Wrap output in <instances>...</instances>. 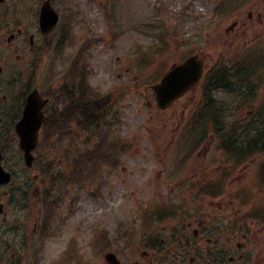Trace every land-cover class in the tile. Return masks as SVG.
<instances>
[{
  "label": "rangeland",
  "instance_id": "rangeland-1",
  "mask_svg": "<svg viewBox=\"0 0 264 264\" xmlns=\"http://www.w3.org/2000/svg\"><path fill=\"white\" fill-rule=\"evenodd\" d=\"M121 5V15L118 16L120 34L113 42H108L104 47V43L96 46L89 56L90 63L93 68V74L90 77V81L93 85L97 83H103V85H112L117 83V77H112V70L115 71L116 65L119 64L121 72L127 67L129 58L133 55V52L138 46H148L152 43V39L142 35L138 30L131 27L134 21L142 20L146 17L161 16L165 20L166 25L173 29L177 26L187 36H192L194 31L201 30L200 40L204 36V43L200 45L204 52L201 54L206 61H217V56L223 52L226 56H234L241 48L246 45H250L255 42V38L262 37L261 41H264V25L258 22V14L260 10L264 8L261 0H239L238 6L234 9L236 12L234 16H222L216 18L215 21L219 23L211 26L210 28H196L204 22L198 18L192 19L189 16L184 21L179 13L181 10H185L186 5L191 6V10L206 12L207 9H211L215 3L224 2V0H113ZM208 1V2H207ZM219 2V3H220ZM26 3V0L22 2ZM73 9L77 18H83L84 24L77 29L80 32L81 38L86 30L93 33H97L104 37L105 33H109L110 30H116L111 25L107 24L106 16L104 15V8L100 4L91 2L89 0H73ZM237 6V3H235ZM233 6V7H235ZM187 8L186 11L190 12ZM239 9V10H238ZM157 14V15H154ZM25 15L16 12L14 9H10L3 14L4 22H11L13 25L25 20ZM156 19L146 20L145 23H151ZM197 20V21H195ZM183 21V23H180ZM236 22V26L230 27L232 23ZM88 27V28H87ZM204 28V29H203ZM86 29V30H85ZM106 39V37H104ZM212 39L213 42H209ZM257 41V40H256ZM72 50L69 49L68 52ZM187 50V48L185 49ZM169 65L175 62V53L171 52ZM120 61H117V58ZM111 59V62H110ZM69 60L64 61L68 62ZM117 61V63H115ZM62 63V65H63ZM60 65L58 68H61ZM117 74L118 72H114ZM137 73V68L130 69L129 74ZM145 76L138 75L140 81ZM143 89V87H142ZM196 93V92H194ZM193 95L183 100L180 108L178 105L173 107L172 113L175 111H181L184 116L182 117L172 116L168 117L164 112L158 113L150 106L149 100L152 97L151 91L147 88L145 92H141L136 89L134 97L132 98L133 106L126 104L124 106V113L126 118V124L122 128V132H128L130 140L137 144V149L142 150V144L145 138L149 139L153 144V153L150 158L157 161V170L155 172L154 163L152 161L146 162V157L129 155L125 158L131 161L130 164L122 167L119 171H114L110 167H104L105 171L102 172V177L106 181L102 188L97 191L103 194V198H99V195L95 192V188H87L80 193L79 202L75 200L74 204L70 202L63 203L60 206L63 217L67 214L72 217L70 220L60 225L59 232L55 233L51 238L45 239L44 251L40 253L41 263H47L50 259L55 258L58 251L64 247L66 241H68L73 233V228L77 224H84L81 227V232H91V226L94 222L101 223L102 221H109L108 228L113 227V221L115 225L118 220H129L130 214H140L142 209H145L150 205L153 199L157 197V192L162 190L165 195L170 191L177 189L186 190L183 183L180 181L191 180L199 177L204 170L203 164L206 162L214 163L218 160V151L215 141L211 139L209 143H206L204 147L197 153L194 159L187 165L185 172L179 174L173 179L167 173H160V169L165 164H169L174 153L171 149L170 137H173L175 130L188 121L191 114V108L196 104ZM152 107V110L147 108ZM183 109V111H182ZM170 111H167L170 115ZM165 120V121H163ZM136 149V150H137ZM135 150V151H136ZM134 151V152H135ZM142 152V151H141ZM257 161V160H256ZM245 167V168H244ZM236 178V183L239 184L249 178L252 179L256 173V162L245 165ZM211 171L210 169H208ZM182 178V179H181ZM181 183V184H180ZM236 185V184H234ZM96 186V185H95ZM95 192L97 196H92L91 193ZM182 192V193H183ZM179 196V195H178ZM188 200L189 207L191 206L190 198ZM73 203V202H72ZM259 203L264 204V192L261 195ZM204 204V203H203ZM188 207V209H189ZM199 214L208 219L211 223H207L208 226L214 227L215 224H219L228 217V213L218 205L209 203L206 200L205 205L199 211ZM60 222V217L58 218ZM201 222V219H200ZM258 228L263 231V234L259 237L258 250L261 251V257L263 256L264 249V223ZM80 230V229H78ZM89 231V232H88ZM109 231L112 240L117 234L116 229L112 232ZM115 232V233H114ZM259 235V234H258ZM257 251V250H256Z\"/></svg>",
  "mask_w": 264,
  "mask_h": 264
},
{
  "label": "flooded vegetation",
  "instance_id": "flooded-vegetation-1",
  "mask_svg": "<svg viewBox=\"0 0 264 264\" xmlns=\"http://www.w3.org/2000/svg\"><path fill=\"white\" fill-rule=\"evenodd\" d=\"M21 31V30H20ZM4 36V34L0 35ZM13 48L5 43L0 44V52ZM25 63L28 61L23 55L10 58L0 55V151L1 146L9 140L8 134L13 131L14 123L21 116L19 99L11 103L7 95V89L12 82L7 68L13 63ZM22 98V97H21ZM16 141L11 142V147ZM0 160L7 171L13 173L12 182L0 185V264H36L24 262L17 254L24 245L8 241L10 235L9 221L20 228L21 221L16 214L24 202L33 199L39 193V186L34 181H29L24 174H14L15 158L8 153L5 147L1 152ZM22 218L23 215L21 214ZM196 212H185L178 219H168L161 229L162 236L159 238L149 237L144 244L133 246L130 249V259L124 264H264V253L258 250V231L256 228L243 226L240 230L232 233L226 220L208 226L211 223ZM201 219V222H200ZM161 226V223H159ZM169 227L171 229H169ZM257 250V251H256Z\"/></svg>",
  "mask_w": 264,
  "mask_h": 264
},
{
  "label": "water",
  "instance_id": "water-1",
  "mask_svg": "<svg viewBox=\"0 0 264 264\" xmlns=\"http://www.w3.org/2000/svg\"><path fill=\"white\" fill-rule=\"evenodd\" d=\"M202 70V65L200 61H197L196 57L191 58L189 61L185 62L183 65H180L176 69H174L169 76H167L163 84L158 85L156 88L158 90L159 98L162 100L164 96L171 95L172 97H177L181 95L187 88H189L193 83H195L198 79V76L200 75ZM182 82L181 90L178 92H174L172 89L171 91L169 87L170 84H177L178 87H180ZM164 90L162 91V89ZM167 88V90H165ZM176 88V87H174ZM168 91V92H167ZM38 126H36L37 128ZM25 136V135H24ZM24 146L29 142V140L24 139Z\"/></svg>",
  "mask_w": 264,
  "mask_h": 264
},
{
  "label": "trees",
  "instance_id": "trees-1",
  "mask_svg": "<svg viewBox=\"0 0 264 264\" xmlns=\"http://www.w3.org/2000/svg\"><path fill=\"white\" fill-rule=\"evenodd\" d=\"M84 101H85V100H84ZM84 103H87V102H83L82 107H80V106L78 105V108H79L82 112H85V114H86L87 116L93 117L94 114H95V112L97 111L96 107H95V106H92V105H89V104H88V106H85ZM78 120H79V119H78ZM79 121H80V120H79ZM82 123H84V122L81 121V124H82ZM252 139H253V137L250 136V137L247 139V143H248L249 141H251ZM99 155H100V157H104V156H105V153L102 152V153H100ZM81 163L83 164L82 161L79 162V164H81Z\"/></svg>",
  "mask_w": 264,
  "mask_h": 264
},
{
  "label": "bare ground",
  "instance_id": "bare-ground-1",
  "mask_svg": "<svg viewBox=\"0 0 264 264\" xmlns=\"http://www.w3.org/2000/svg\"><path fill=\"white\" fill-rule=\"evenodd\" d=\"M220 120L224 126H228V121L226 118H220Z\"/></svg>",
  "mask_w": 264,
  "mask_h": 264
}]
</instances>
